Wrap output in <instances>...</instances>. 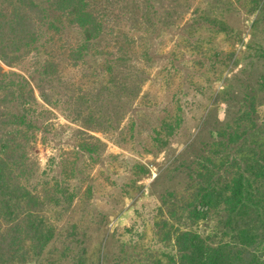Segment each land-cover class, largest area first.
Segmentation results:
<instances>
[{
  "label": "rangeland",
  "instance_id": "rangeland-1",
  "mask_svg": "<svg viewBox=\"0 0 264 264\" xmlns=\"http://www.w3.org/2000/svg\"><path fill=\"white\" fill-rule=\"evenodd\" d=\"M91 5L104 22L101 41H84L52 7L38 46L4 66L37 80L38 56L63 69L52 93L57 106L36 92L58 128L38 145L32 181L58 155L56 146L70 150L87 133L104 143L66 158L67 166L77 161L84 186L70 208L46 211L54 226L43 251L33 247L26 260L5 256L1 264H161L174 242L164 218L204 235L220 232V213L190 216L200 190L218 192L242 170L252 202L264 198V177L252 171L258 162L264 170V0ZM80 42L87 55L72 65L70 49Z\"/></svg>",
  "mask_w": 264,
  "mask_h": 264
},
{
  "label": "trees",
  "instance_id": "trees-1",
  "mask_svg": "<svg viewBox=\"0 0 264 264\" xmlns=\"http://www.w3.org/2000/svg\"><path fill=\"white\" fill-rule=\"evenodd\" d=\"M52 7L70 17L71 23L82 30L84 41L99 42L106 35L91 0H0V227L9 228L0 233V264L5 256L26 260L33 247L36 254L43 251L54 226L48 225L46 211L70 208L84 186L77 161L67 166L66 158L96 152L104 143L87 133L70 150L56 146L58 155L49 158L39 181H32V161L38 156V145L48 143L58 128L50 116L54 111L38 107L36 92L46 104L57 106L52 93L59 87L63 69L55 58L42 60L38 56L34 69L37 80L4 66H15L28 50L38 46L45 34V16ZM84 46L80 42L70 49L68 60L72 65L85 59L87 54L81 53ZM261 84L264 87V76ZM260 166L256 163L252 171L264 177ZM244 172L227 177L218 192L215 188L200 190L190 205V216L197 220L211 212L220 213V232L204 235L194 227L162 220L166 227H174L166 232L174 242L161 264H264V198L257 200L258 204L252 202ZM169 212L176 215L174 208Z\"/></svg>",
  "mask_w": 264,
  "mask_h": 264
}]
</instances>
